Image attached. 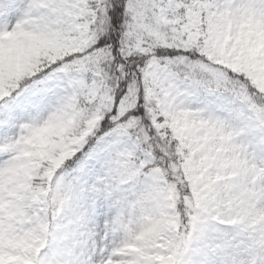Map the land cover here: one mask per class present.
Listing matches in <instances>:
<instances>
[{
    "label": "snow or ice",
    "instance_id": "6c2138e0",
    "mask_svg": "<svg viewBox=\"0 0 264 264\" xmlns=\"http://www.w3.org/2000/svg\"><path fill=\"white\" fill-rule=\"evenodd\" d=\"M0 264H264V0H0Z\"/></svg>",
    "mask_w": 264,
    "mask_h": 264
}]
</instances>
